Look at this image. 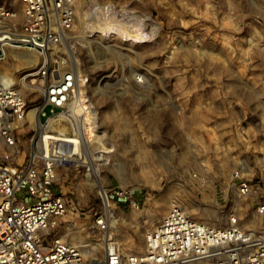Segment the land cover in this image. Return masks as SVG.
I'll use <instances>...</instances> for the list:
<instances>
[{
	"label": "rangeland",
	"instance_id": "rangeland-1",
	"mask_svg": "<svg viewBox=\"0 0 264 264\" xmlns=\"http://www.w3.org/2000/svg\"><path fill=\"white\" fill-rule=\"evenodd\" d=\"M0 3L13 15L5 24L18 30L20 0ZM76 3L73 30L46 57L59 71L75 72L95 131L87 164L56 168L55 190L70 207L51 238L83 244L81 264H100L109 243L141 252L145 234L172 206L215 228L236 215L264 236V215L255 212L264 202V0ZM105 3L107 16L99 10ZM0 49V84L27 104L12 162L19 166L46 118L43 56ZM235 171L253 194H237ZM111 188L133 190L141 206L105 205ZM100 216L111 219L110 239L97 228Z\"/></svg>",
	"mask_w": 264,
	"mask_h": 264
},
{
	"label": "built area",
	"instance_id": "built-area-1",
	"mask_svg": "<svg viewBox=\"0 0 264 264\" xmlns=\"http://www.w3.org/2000/svg\"><path fill=\"white\" fill-rule=\"evenodd\" d=\"M20 2L23 22L18 30L5 24L13 15L0 3V48L28 49L43 56L38 73L44 82L40 112L46 118L42 133L30 142L27 159L12 166L16 133L26 127L27 104L16 89L0 84V264H81L83 244L50 236L70 207L69 200L55 190L54 184L58 166L87 164L83 158L94 139V119L75 72L59 71L46 57L73 30L77 3ZM99 10L106 16L112 13L107 3ZM232 177L237 194H253V185L239 171ZM102 200L107 206H141L135 192L126 188H111ZM255 212L264 215V202ZM96 224L105 234L111 219L100 216ZM144 239L143 249L137 253L109 243L100 264H264V236L244 229L236 215L229 217L226 226L215 228L191 219L179 206H172Z\"/></svg>",
	"mask_w": 264,
	"mask_h": 264
},
{
	"label": "bare ground",
	"instance_id": "bare-ground-1",
	"mask_svg": "<svg viewBox=\"0 0 264 264\" xmlns=\"http://www.w3.org/2000/svg\"><path fill=\"white\" fill-rule=\"evenodd\" d=\"M37 123H38V122H37ZM35 124H36V123H35ZM38 126H39V123H38ZM0 139H1V141H2V138H1V137H0ZM83 160L86 161V159H84V158H83ZM86 162H87V161H86ZM93 172H94V171H93ZM105 192H106V190H105ZM105 192H104V193H105ZM101 196H102V195H101ZM102 198L104 199V195H103ZM97 263H98V262H97ZM97 263L95 262V260L93 261V264H97Z\"/></svg>",
	"mask_w": 264,
	"mask_h": 264
}]
</instances>
